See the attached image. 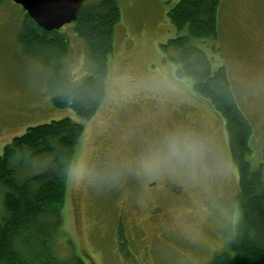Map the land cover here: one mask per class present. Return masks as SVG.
Segmentation results:
<instances>
[{"label":"rangeland","instance_id":"374dc122","mask_svg":"<svg viewBox=\"0 0 264 264\" xmlns=\"http://www.w3.org/2000/svg\"><path fill=\"white\" fill-rule=\"evenodd\" d=\"M118 2L122 16L109 59L107 95L88 120L52 100L59 87L79 83L93 71L87 43L68 25L60 30L69 43L62 58L27 49L19 40L25 11L12 0L0 4V155L30 127L64 118L84 124L56 234L60 258H80L85 264H205L229 249L239 229L238 173L229 158L225 126L193 91L191 80L178 77L177 65L163 55L161 45L176 35L168 14L177 0ZM220 16L223 59L254 125L250 161L258 167L264 165V0H225ZM176 129L198 133L206 151L195 167L154 169L176 177L191 196L177 211L169 203L174 222L186 219L179 239L160 251L147 239L154 230L131 195L127 168L139 167L141 157L162 147L165 135ZM47 162L41 157L17 175L25 179ZM3 200L0 188V219Z\"/></svg>","mask_w":264,"mask_h":264},{"label":"trees","instance_id":"16d2710c","mask_svg":"<svg viewBox=\"0 0 264 264\" xmlns=\"http://www.w3.org/2000/svg\"><path fill=\"white\" fill-rule=\"evenodd\" d=\"M224 1L177 0L168 14L176 35L161 48L165 59L177 65V76L191 80L193 91L222 119L229 158L238 173V232L228 250L217 252L205 264H264V165L254 167L250 161L254 125L223 59L220 13ZM121 16L118 0L82 3L71 25L87 43L94 68L81 82L59 87L54 105L70 107L86 120L96 114L107 95L109 59ZM19 40L27 49L53 54L55 60L69 50L60 30L41 29L27 14ZM84 132V124L64 118L30 127L5 146L0 155V188L4 190L0 264H85L80 258L61 259L56 249L70 171ZM41 157L49 160L45 169L25 179L18 177L19 169Z\"/></svg>","mask_w":264,"mask_h":264},{"label":"flooded vegetation","instance_id":"af4514ba","mask_svg":"<svg viewBox=\"0 0 264 264\" xmlns=\"http://www.w3.org/2000/svg\"><path fill=\"white\" fill-rule=\"evenodd\" d=\"M114 159L118 160L115 161V164L121 165L119 158L114 157ZM134 167L127 168L131 171H129L130 186L133 187L131 195L136 204L143 205L141 217L154 230L151 233L152 236H147V239L153 242L154 246L151 245V247L161 251L172 244L171 240L179 239V226L185 222L186 218L180 217L178 223L174 222L172 220L173 209L176 208L175 211H177L179 208H184L181 206L189 202L191 196L187 193L184 184L173 175L166 174L162 170H153L146 174L139 167ZM133 168L135 172H133ZM169 203H174L173 209L168 206ZM129 223L133 230L134 222L129 221L128 227ZM136 232L131 231L132 234Z\"/></svg>","mask_w":264,"mask_h":264},{"label":"clouds","instance_id":"9594fccd","mask_svg":"<svg viewBox=\"0 0 264 264\" xmlns=\"http://www.w3.org/2000/svg\"><path fill=\"white\" fill-rule=\"evenodd\" d=\"M206 151V144L198 133L192 130L176 129L162 140V147L149 151L139 160V167L145 171L168 167H195Z\"/></svg>","mask_w":264,"mask_h":264},{"label":"water","instance_id":"95a60500","mask_svg":"<svg viewBox=\"0 0 264 264\" xmlns=\"http://www.w3.org/2000/svg\"><path fill=\"white\" fill-rule=\"evenodd\" d=\"M36 24L46 30H60L77 20V13L86 0H13Z\"/></svg>","mask_w":264,"mask_h":264},{"label":"bare ground","instance_id":"6f19581e","mask_svg":"<svg viewBox=\"0 0 264 264\" xmlns=\"http://www.w3.org/2000/svg\"><path fill=\"white\" fill-rule=\"evenodd\" d=\"M39 27V26H38ZM42 29V28H41Z\"/></svg>","mask_w":264,"mask_h":264}]
</instances>
